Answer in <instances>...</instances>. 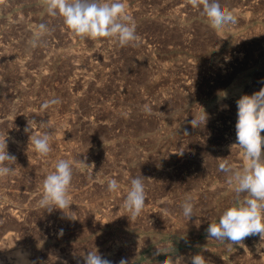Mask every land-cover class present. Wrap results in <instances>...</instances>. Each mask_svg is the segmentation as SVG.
I'll use <instances>...</instances> for the list:
<instances>
[{
    "label": "rangeland",
    "instance_id": "rangeland-1",
    "mask_svg": "<svg viewBox=\"0 0 264 264\" xmlns=\"http://www.w3.org/2000/svg\"><path fill=\"white\" fill-rule=\"evenodd\" d=\"M124 2L139 40L121 47L73 35L44 0H0V135L17 163L0 180V264H15L17 253L34 264H84L96 249L113 264H171L164 253L183 264L197 253L208 264H264L259 235L229 249L206 232L238 199L218 164H246L234 145L236 101L264 87V0H221L237 23L219 30L187 0ZM53 98L61 102L43 109ZM204 111L206 124L193 128ZM32 119L48 122L34 129L52 134L47 157L24 131ZM60 159L72 163V205L48 213L37 202ZM137 176L147 199L131 221L121 205ZM109 179L119 191L107 190Z\"/></svg>",
    "mask_w": 264,
    "mask_h": 264
},
{
    "label": "clouds",
    "instance_id": "clouds-1",
    "mask_svg": "<svg viewBox=\"0 0 264 264\" xmlns=\"http://www.w3.org/2000/svg\"><path fill=\"white\" fill-rule=\"evenodd\" d=\"M47 14L51 17H61L63 24L80 38H110L119 46L124 47L134 44L139 40L136 34V25L126 13L124 0H44ZM187 3L196 9L201 16L207 18L213 29L219 30L228 25L237 23V16L226 10L221 0H187ZM41 33H48L47 25H40ZM35 46V41L31 42ZM223 93V92H222ZM226 97V93L223 96ZM58 98L46 100L42 108L59 104ZM236 143L243 150V158L246 161L242 167L229 163L221 158L218 170L226 176L227 183L234 187L237 202L226 208L218 222L209 224L207 237L211 240L225 242L229 249L249 236L259 235L264 241V87L252 95H242L237 101ZM151 114V106L145 104L142 109ZM208 116L204 111L202 115L191 120L193 128L205 125ZM48 122L38 123L36 120H28L25 133L29 134V142L35 152L42 157H47L52 151L50 131L37 133L35 128H45ZM185 134L188 135L185 130ZM8 136L0 135V180L16 174V156L8 151ZM233 146V145H232ZM73 179L72 163L60 159L55 163L54 170L48 173L42 181V195L37 206L48 213L54 210L69 209L72 202L69 198V190ZM143 176L130 179V187L123 200L122 208L131 221H135L142 213L147 199L146 185ZM120 185L115 179H109L107 190L119 191ZM242 199H239L240 195ZM182 215L188 221L195 215L194 197L186 195L180 204ZM63 230H61L62 233ZM259 250V249H258ZM162 253L157 249V255ZM167 259L175 264L179 259L183 264V258L178 257L173 261L167 253ZM21 264H30L23 253H17ZM84 264H113L107 258L102 257L98 250L88 251L82 255ZM191 264H208L206 258L197 253L190 257ZM34 264V262H31ZM118 264H128L122 258Z\"/></svg>",
    "mask_w": 264,
    "mask_h": 264
},
{
    "label": "bare ground",
    "instance_id": "bare-ground-1",
    "mask_svg": "<svg viewBox=\"0 0 264 264\" xmlns=\"http://www.w3.org/2000/svg\"><path fill=\"white\" fill-rule=\"evenodd\" d=\"M25 255V254H24ZM25 257H26V259L30 262V264H31V261L29 260V258L27 257V255H25ZM15 264H21V261L19 260V258H18V260L17 261H15Z\"/></svg>",
    "mask_w": 264,
    "mask_h": 264
}]
</instances>
